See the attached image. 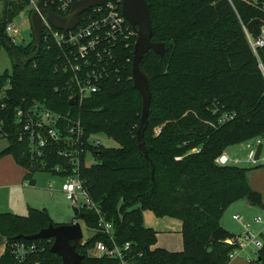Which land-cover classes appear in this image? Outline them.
Instances as JSON below:
<instances>
[{
    "label": "trees",
    "instance_id": "obj_1",
    "mask_svg": "<svg viewBox=\"0 0 264 264\" xmlns=\"http://www.w3.org/2000/svg\"><path fill=\"white\" fill-rule=\"evenodd\" d=\"M146 1L151 39L165 47L162 55L149 49L139 61L151 90L143 131L149 158L137 144L142 97L131 79L132 44L117 50L116 69L98 91L70 104V76L57 69V49L41 37L39 52L23 63L36 49L33 31L30 41L17 44L5 30L26 0H0V46L5 45L12 57V70L0 73V135L8 140L0 154H11L25 169L23 179L34 184L36 170L60 175L72 171L69 157L58 153L60 148L83 147L95 162L84 164L85 155L79 153L82 185L113 223L114 241L131 242V264H226L237 247L236 241L227 239L238 234L220 223L224 209L240 198L264 208L261 193L248 182L249 167L215 162L227 146L264 135L260 66L264 68V44L254 51L242 27L258 17L250 33L258 35L264 23L259 3L264 0L256 4L233 0L234 7L228 0ZM35 99L57 112L78 115L84 130L81 142L70 146L51 141L43 160L32 158L28 138H20L15 111ZM222 111L235 115L220 122ZM92 132L111 137L117 145H91L86 136ZM56 164L68 169L58 172ZM144 208L181 220L182 249L153 246L156 231L143 224ZM78 216L87 228H95L76 245L84 255L82 263L118 264L115 258L89 252L98 239L112 244L107 234L96 229L94 209L83 207ZM49 223L53 222L45 208L29 206L26 214L0 210V233L5 237L0 264H60V256L50 251L51 237L17 236ZM17 242L30 247L22 257L14 250ZM251 262L264 264V244Z\"/></svg>",
    "mask_w": 264,
    "mask_h": 264
},
{
    "label": "built area",
    "instance_id": "obj_2",
    "mask_svg": "<svg viewBox=\"0 0 264 264\" xmlns=\"http://www.w3.org/2000/svg\"><path fill=\"white\" fill-rule=\"evenodd\" d=\"M76 0H26V5L22 12L29 15L36 11L41 19V37L45 43L53 45L59 56L57 69L69 73L68 86L73 96L77 95V102L82 98L98 91L102 83L114 73L115 54L122 46L134 44L137 37L136 28L125 18L122 13V0H104L101 3L93 4L88 9L83 10L79 15L78 22L71 28H59L54 26L42 11H52L65 16L70 12L73 2ZM234 7L233 0H228ZM247 3L256 4L257 0H243ZM259 7L264 10V2L259 3ZM242 27L247 36L251 48L255 51L257 46L264 44V23H260V32L252 37L251 32L247 31V26L242 23ZM13 42V34L17 31V26L10 20L5 27ZM263 74L264 68L260 64ZM16 120L21 125V137L28 138L31 157L36 160H43L46 154V147L51 141H60L70 146L81 142L84 130L80 117L70 112L60 113L49 107L43 102L35 99L28 106H18L15 111ZM235 115L233 111H222L219 118L220 122L226 121ZM90 135V134H89ZM86 136V141L91 145L100 144L98 133L94 136ZM258 139L254 146H250L246 155L247 160L255 162V150ZM250 145V144H247ZM197 149V148H194ZM84 153V164H92L95 159L87 162L86 153L83 147L60 148L58 153L69 157L71 163L70 172L62 176L66 177L62 190L65 196L70 199L78 209L90 208L98 214L97 230L107 234L112 244H107L104 240L95 241L89 252L95 256H108L118 260V264H131L132 250L131 242L124 241L118 244L114 241L113 223L104 217L100 208L89 197L82 185L83 180L78 175L79 153ZM264 158V145L261 147L259 156ZM231 158L225 152H221L215 157L218 164H226ZM237 162L238 159H231ZM43 164V162H41ZM54 169L58 172L66 171L68 167L56 164ZM50 185V184H49ZM82 198L78 199L77 196ZM78 216V215H77ZM238 218V214H234ZM255 221H261L260 216L255 217ZM89 229V228H88ZM92 233L95 228L89 229ZM91 233V234H92ZM90 234V235H91ZM87 238V237H86ZM83 237V242L86 240ZM228 241H236L237 247L229 253L230 258L238 254L240 249H248L247 258H255L256 250L264 244V226L257 235L245 230L242 234L236 235ZM14 250L18 257H22L30 248L23 243H14ZM252 258V259H253Z\"/></svg>",
    "mask_w": 264,
    "mask_h": 264
},
{
    "label": "rangeland",
    "instance_id": "obj_3",
    "mask_svg": "<svg viewBox=\"0 0 264 264\" xmlns=\"http://www.w3.org/2000/svg\"><path fill=\"white\" fill-rule=\"evenodd\" d=\"M13 23L17 26V31L13 34L15 43H27L32 39L30 15L27 11L21 12L17 16H15V18L13 19ZM11 70L12 57L7 47L2 44L0 46V73L4 71L10 72ZM89 134V136H94L97 133L92 132ZM97 136L100 139V142L104 145H117L114 139L108 137L103 133L98 132ZM257 138L262 140L264 144V135L253 137L240 142L241 145L239 147L243 148V157H241V160L237 162H234L230 159L228 163H234L246 167L264 163V158L261 157V155L256 159L255 163L247 160L246 158L249 147L256 144ZM7 143L8 140L4 136L0 135V149H3L7 145ZM247 143H249L250 145H247ZM3 157L12 161V180L14 182L16 180L17 183L12 184L5 189L6 191H9V194H5L4 192L3 194L0 193L1 211L8 210L20 214H26L28 212L29 206L36 208H45L53 223H68L75 218L80 222L83 237L86 238L92 233L86 227L85 222L82 220V218L74 215L73 206L75 205L70 199L65 196V193L62 190V186L64 184V181L66 180V177L47 170L39 169L34 172V184H29L27 180H23L24 170L20 165L14 162L13 156L9 153L0 154V158ZM86 158L87 162H90L95 158V156H92L90 152H87ZM24 181H26V183H24ZM77 198L82 200L79 195L77 196ZM237 200L238 201L236 202V204L234 203L232 206H230V208H228L226 212L223 211V216H226L228 220L233 223V228L235 229L233 231L236 232L242 230L244 227L242 223H244L250 233L257 235V232L264 226V208L257 206L254 208L246 209L247 206H245L244 201L241 199ZM120 203L121 200H119V204ZM231 209H233V211H231ZM235 212L239 213V215L241 216V221H237L233 218L232 214ZM256 216H260L261 221H255ZM142 222L145 226H151L156 231V239L157 236L160 235L159 239L164 240L166 237L170 236L169 234L173 233L172 235H174L176 233L175 230H180L181 232V220L179 218L168 215L159 216L148 208L142 209ZM245 250L247 251L248 249L246 248Z\"/></svg>",
    "mask_w": 264,
    "mask_h": 264
},
{
    "label": "water",
    "instance_id": "obj_4",
    "mask_svg": "<svg viewBox=\"0 0 264 264\" xmlns=\"http://www.w3.org/2000/svg\"><path fill=\"white\" fill-rule=\"evenodd\" d=\"M104 0H76L73 2L70 12L65 15H59L52 11H42L46 13L48 20L56 27L71 28L79 20L80 13L88 9L91 5L101 3ZM122 13L125 18L136 28L137 37L133 44L132 61H131V79L133 86L139 91L142 97V107L140 113V122L137 127V144L139 149L143 152L145 158H149L143 137V131L147 125V116L149 110V103L151 98V90L148 80L143 72L140 70L139 61L144 53L149 49L162 55L164 52V43L161 41H153L151 39V21L149 14V4L146 0H122ZM258 17L252 18L248 23L247 31L252 32L255 24L259 22ZM31 28L34 33L36 49L33 53L23 59V63H27L40 50L41 44V28L42 23L39 14L33 11L30 14ZM17 62V57L14 55ZM77 102V95L74 94L69 98L70 104ZM262 147V142H258L255 150V158L259 157ZM74 215H78V209L73 206ZM18 237L27 239L36 238H52L50 251L57 253L61 258L60 264H83L84 255L76 249L77 244L83 243V232L80 222L75 218L68 223H49L47 226L41 227L38 231L30 234H18Z\"/></svg>",
    "mask_w": 264,
    "mask_h": 264
},
{
    "label": "crops",
    "instance_id": "obj_5",
    "mask_svg": "<svg viewBox=\"0 0 264 264\" xmlns=\"http://www.w3.org/2000/svg\"><path fill=\"white\" fill-rule=\"evenodd\" d=\"M258 139L259 138H257V140ZM260 142H262V145H264L262 140H260ZM247 144H249V143H247ZM240 145H241L240 142L235 143V144H231V145L227 146L223 152H225L229 158H231V159L237 158L239 161V160H241V157H243L242 156L243 148L239 147ZM14 162H15V160H14ZM253 163H255V162H253ZM249 167L250 168L247 170V174H246L248 182L253 188L257 189L261 193L262 201L264 203V171H263L264 170V163L249 166ZM23 170L25 173L24 168H23ZM12 171H13L12 161L9 159H6L5 157L0 158V193L1 194H3V192L5 194L6 193L9 194V191H6L5 189L14 183H17L16 180H15V182L12 180ZM34 182H35V179H34ZM24 183H26V181H24ZM240 199L244 201L245 206H247L246 209L257 207L256 205H252V204L248 203L247 200L244 198H240ZM0 200H1V195H0ZM237 201L238 200H235L232 203H230L227 206V208L224 210V212H226V210L228 208H230V206H232L234 203L236 204ZM231 211H233V209H231ZM223 213H222L221 218H220V223L226 229H228L229 231H231L233 233H237V234H241L245 230H248L246 225H244V223H242V225L244 226L242 230L236 231V232L233 231V230H235L233 228L234 227L233 223H231L226 216H223L224 215ZM234 214H238V218H235ZM232 216L237 221H241L240 220L241 216L239 215L238 212L233 213ZM175 232L176 233L174 235H172L173 233L169 234L170 236L166 237L164 240L159 239L160 235H158L156 242L153 246H162V247H165V248L170 249V250L182 249V247H183L182 234H181L180 230H175ZM259 232H260V230L257 233H259ZM178 233L180 234V236ZM4 247H5V237L0 233V254L3 252ZM248 254H249L248 250L246 251V250L240 249L238 254L231 257L230 260L226 264H252L251 260L253 257L247 258Z\"/></svg>",
    "mask_w": 264,
    "mask_h": 264
}]
</instances>
